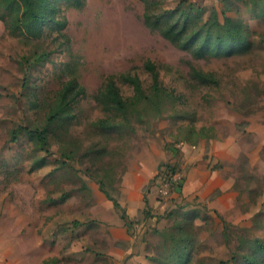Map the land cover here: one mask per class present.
I'll use <instances>...</instances> for the list:
<instances>
[{
	"label": "rangeland",
	"instance_id": "1",
	"mask_svg": "<svg viewBox=\"0 0 264 264\" xmlns=\"http://www.w3.org/2000/svg\"><path fill=\"white\" fill-rule=\"evenodd\" d=\"M59 4L58 28L38 38L12 33L0 5V264H124L93 255L103 224L121 213L98 182L118 200L124 183L137 190L155 171L146 198L170 163L184 174L179 195L154 189L159 208L144 198L133 220L166 233L148 236L150 256L167 259L185 236L186 264H249L248 255L264 264V0ZM148 61L163 89L160 108L145 101L123 116L98 100L110 78L129 100L126 73L155 98ZM105 119L114 128H102ZM193 146L201 159H190ZM181 221L184 233L174 227ZM79 238L83 250L68 255Z\"/></svg>",
	"mask_w": 264,
	"mask_h": 264
},
{
	"label": "trees",
	"instance_id": "2",
	"mask_svg": "<svg viewBox=\"0 0 264 264\" xmlns=\"http://www.w3.org/2000/svg\"><path fill=\"white\" fill-rule=\"evenodd\" d=\"M80 1V0H76ZM60 0H0L1 7L5 10V16L3 20L6 19V16L12 18V33H23L31 37L38 38L44 34V28L50 27L53 29H57L60 24V19L58 15L61 12V6L59 4ZM9 22V21H4ZM43 57H40V59ZM43 60V59H42ZM146 70L151 74L152 77V87L155 94V98H149L146 95L145 89L143 87V83L141 79L130 73L123 74L121 76L124 82L129 83L132 88L134 95L126 100L120 93L118 87L115 84L113 78H110L109 81L105 84V86L98 93V100L106 104L110 107L111 110L116 111L118 114L126 116L130 110L135 108L141 102L149 101L152 106L155 108H160L161 106V95L163 93V89L161 87L159 81V74L156 68V65L148 61L145 64ZM198 77L203 80L216 82L214 79L209 77V75L203 74L201 72L196 73ZM99 124L102 128L111 129L114 128V121L105 119L100 120ZM22 130H26L23 127H19L18 129L13 131V139L14 141L18 140V135ZM40 143L42 146L45 144V139L41 131L36 132ZM202 134V133H199ZM100 189L103 193H105L106 197L113 202L114 207L121 211V218L125 220L127 225L130 227L131 222L128 219V216L125 210L121 207L118 200L110 197L108 193L104 190L103 183L101 181L98 182ZM146 200V198H145ZM189 215V216H188ZM193 220V211L185 214V222H192ZM178 223L174 225L177 228L178 232L184 233L183 225L184 223ZM160 235L166 236V233L163 231H156ZM190 238L182 236V238L173 244L168 253V258L173 257L176 264H186L190 260ZM257 247L261 250L264 249V245L257 243ZM162 256V255H161ZM168 258L164 260V257L157 259L155 258L156 264H168ZM246 261L249 264H258L256 258L253 256H249L246 258ZM43 264H48V261H45Z\"/></svg>",
	"mask_w": 264,
	"mask_h": 264
},
{
	"label": "crops",
	"instance_id": "3",
	"mask_svg": "<svg viewBox=\"0 0 264 264\" xmlns=\"http://www.w3.org/2000/svg\"><path fill=\"white\" fill-rule=\"evenodd\" d=\"M201 155V149H197V147L193 146V155L190 157V159L199 160L201 159ZM154 174L155 171L153 172V175ZM151 177H149L142 184L143 186H141L137 190H133L129 183L123 184L118 202L125 210L128 219L131 222V225L129 227L125 220L121 218V213L120 215L119 213H116L113 219L109 221V223H105V225L103 224V226L106 227L104 237L102 236L103 238L100 239V248L96 252H94L93 255L102 254L105 257L109 258L110 261H114L116 263L122 261L124 262V264H149L147 261L148 258H150L151 261L157 258L154 256H158V250H156L155 254L152 257L150 256V250H148L147 248L150 245V243H148V236L153 235V232L160 231L159 226L148 225L146 221H139L138 219V222L136 220V222L133 223L134 218L143 213V211L145 210V206L148 203H146L144 200L145 195H143L142 193V188L147 184ZM185 184L186 187L183 188L182 196L188 200L190 198H193V172H190L189 181L185 182ZM156 188L152 187L151 191L148 192L146 196V198L149 200L148 206L154 209L159 208V202L155 200V197L157 198V194L156 191L154 192V189ZM109 206L113 208V202ZM95 242H97V239L95 240ZM83 246V238L76 239L75 241L73 240L71 242V248H68L67 250V254H71V256H74L78 252H81L83 250ZM62 249L63 248H61V250Z\"/></svg>",
	"mask_w": 264,
	"mask_h": 264
},
{
	"label": "built area",
	"instance_id": "4",
	"mask_svg": "<svg viewBox=\"0 0 264 264\" xmlns=\"http://www.w3.org/2000/svg\"><path fill=\"white\" fill-rule=\"evenodd\" d=\"M184 183V174L179 167L170 163L161 167L157 175L156 186L161 198L178 196Z\"/></svg>",
	"mask_w": 264,
	"mask_h": 264
}]
</instances>
